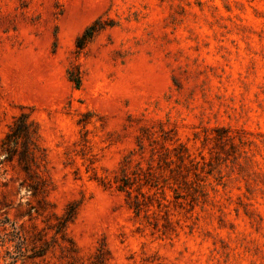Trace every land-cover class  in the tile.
Returning <instances> with one entry per match:
<instances>
[{"label":"rangeland","instance_id":"1","mask_svg":"<svg viewBox=\"0 0 264 264\" xmlns=\"http://www.w3.org/2000/svg\"><path fill=\"white\" fill-rule=\"evenodd\" d=\"M10 225L0 264H264V0H0Z\"/></svg>","mask_w":264,"mask_h":264},{"label":"trees","instance_id":"2","mask_svg":"<svg viewBox=\"0 0 264 264\" xmlns=\"http://www.w3.org/2000/svg\"><path fill=\"white\" fill-rule=\"evenodd\" d=\"M95 30L90 27L88 30H86L75 43V48L77 49L78 53L83 50L85 45L92 39L93 34ZM75 84H78V79L74 80ZM31 124L27 122L26 118L23 115H20L16 119H14L12 125L9 127V131L5 136V139L2 141L1 148L2 151L5 153V158H9L14 156L15 154H24L27 155V159H20L19 165L22 168V171L25 173L27 177L30 178V174L34 173L33 171L35 169H38V157L36 156V153L39 152V148L37 146V143H35V140L37 141V131H34V142L31 143V147H29L28 143L24 141L25 137L28 135V130L30 128ZM121 189V188H120ZM137 209V207L135 208ZM74 212H66L65 216L62 218H58L57 224L55 227V233L56 235H60L61 239L64 238V228L66 224L73 219ZM11 231L4 229V234L0 236V246H4L8 243H14V247L16 249V256H20L23 254L24 251L23 248L25 246L26 237L25 235L19 230V228H16L14 225H10ZM8 255V253H7ZM42 255L38 253H34L32 255V258H41ZM11 263L9 264H15L17 261L16 257H11L9 255Z\"/></svg>","mask_w":264,"mask_h":264}]
</instances>
